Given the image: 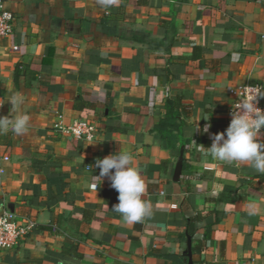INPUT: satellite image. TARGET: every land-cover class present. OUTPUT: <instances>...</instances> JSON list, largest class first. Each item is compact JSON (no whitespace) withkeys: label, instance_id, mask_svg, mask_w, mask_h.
<instances>
[{"label":"crops","instance_id":"0c3cea01","mask_svg":"<svg viewBox=\"0 0 264 264\" xmlns=\"http://www.w3.org/2000/svg\"><path fill=\"white\" fill-rule=\"evenodd\" d=\"M4 4L0 116L23 100L31 119L26 135L0 134V212L34 226L0 264H264V174L199 147L228 127L233 88L264 91V0ZM78 118L96 122L94 139L66 131ZM118 151L152 205L139 223L95 178Z\"/></svg>","mask_w":264,"mask_h":264},{"label":"clouds","instance_id":"9594fccd","mask_svg":"<svg viewBox=\"0 0 264 264\" xmlns=\"http://www.w3.org/2000/svg\"><path fill=\"white\" fill-rule=\"evenodd\" d=\"M102 2L111 3V0ZM261 97H264V91L250 93L232 112V119L225 132L214 134L210 147H199L206 149V154L214 159L228 163L246 162L258 173L264 174V142L258 138V134L264 129V111L256 107L258 98ZM10 103L20 108L21 114L15 118L0 116V134H6L11 129L17 136L26 135L31 117L22 111L24 101ZM209 127L206 124L202 131L207 132ZM133 159L130 152L118 151L95 161L99 168V175L95 178L100 182L104 177L110 180L111 187L118 192V203L112 206V210L120 213L128 224L142 222L152 215L151 203L143 199L145 182L138 168L133 166ZM100 184H93L92 187L99 188Z\"/></svg>","mask_w":264,"mask_h":264},{"label":"built area","instance_id":"2783aa9c","mask_svg":"<svg viewBox=\"0 0 264 264\" xmlns=\"http://www.w3.org/2000/svg\"><path fill=\"white\" fill-rule=\"evenodd\" d=\"M13 20V12L6 8L4 0H0V38H6L11 34ZM262 38L264 39V33ZM261 90L262 86L259 84H241L233 88L230 91L232 100L225 110L226 124L229 125L232 119V112L238 108L241 101L246 100L250 93ZM256 107L264 111L261 98H258ZM65 129L75 138L82 141H90L94 139L98 127L92 119L78 118L67 125ZM33 226L34 223L32 221L26 220L22 223L14 211L3 209L0 212V251L17 248L25 235L32 230Z\"/></svg>","mask_w":264,"mask_h":264},{"label":"water","instance_id":"95a60500","mask_svg":"<svg viewBox=\"0 0 264 264\" xmlns=\"http://www.w3.org/2000/svg\"><path fill=\"white\" fill-rule=\"evenodd\" d=\"M188 264H192L191 258H190V253H189V262Z\"/></svg>","mask_w":264,"mask_h":264}]
</instances>
